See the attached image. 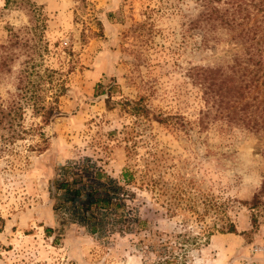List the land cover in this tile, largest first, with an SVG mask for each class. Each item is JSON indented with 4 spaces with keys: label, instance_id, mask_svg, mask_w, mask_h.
Listing matches in <instances>:
<instances>
[{
    "label": "rangeland",
    "instance_id": "374dc122",
    "mask_svg": "<svg viewBox=\"0 0 264 264\" xmlns=\"http://www.w3.org/2000/svg\"><path fill=\"white\" fill-rule=\"evenodd\" d=\"M215 6L232 25L194 26L199 0H0V264H264V132L201 80L260 67L262 103L264 0ZM71 174L118 207L54 209Z\"/></svg>",
    "mask_w": 264,
    "mask_h": 264
},
{
    "label": "trees",
    "instance_id": "16d2710c",
    "mask_svg": "<svg viewBox=\"0 0 264 264\" xmlns=\"http://www.w3.org/2000/svg\"><path fill=\"white\" fill-rule=\"evenodd\" d=\"M199 2L203 11L194 22V26H200L204 21L206 23H212L215 20H219L221 21L220 24L227 22L229 25H232L234 22V15L228 20L217 6L212 7L213 2L218 3L220 0H199ZM249 52L251 54L250 59L253 58V55L257 57L256 52L250 50ZM261 61L262 59H258L255 61V64L260 65ZM259 69L260 67L256 71H252L251 76L241 72L238 81H235V77L230 76L219 78V70H204L205 73L201 80L203 81V86L208 89L205 95L211 98V102L215 105L213 116L222 117L224 122L228 125L233 124L242 126L247 128L248 131H253L255 133L264 132V97L262 103L257 102V97H254L256 100L255 103H250L248 101L243 102L251 88L256 87L255 80H259V76L257 75ZM233 73L236 75L238 71L233 69ZM246 76L249 78L247 81H245ZM61 91L62 89H60V92ZM37 96V93H32V95H30V100L33 102L31 106L35 112H42L41 118L43 122L48 123L52 116L57 113V109L53 106L45 107L44 105H40V103H38L39 97ZM107 96L106 103L108 104L110 93H107ZM205 116H211V112L205 114ZM67 170H69V168H66L63 174L66 173ZM71 175L70 178L56 179L53 181L52 187L55 195L54 209H59L66 204H73L77 209L83 212L87 218L95 219L97 210L116 209L118 207V203H114V197L105 188L82 189L80 185L83 184V178L74 176L73 174ZM128 176L127 170L124 169L122 172V179L126 180ZM263 192L264 180L260 192L255 194L249 203L252 209L260 203V197ZM225 232L234 233L235 229L233 225H230Z\"/></svg>",
    "mask_w": 264,
    "mask_h": 264
}]
</instances>
